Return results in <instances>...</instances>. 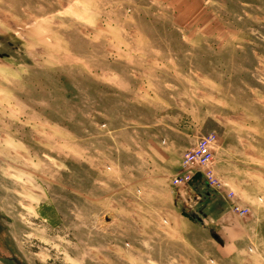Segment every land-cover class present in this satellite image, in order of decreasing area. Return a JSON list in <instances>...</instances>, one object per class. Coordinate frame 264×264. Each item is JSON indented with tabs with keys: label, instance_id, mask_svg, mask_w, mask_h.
<instances>
[{
	"label": "rangeland",
	"instance_id": "374dc122",
	"mask_svg": "<svg viewBox=\"0 0 264 264\" xmlns=\"http://www.w3.org/2000/svg\"><path fill=\"white\" fill-rule=\"evenodd\" d=\"M0 264H264V0H0Z\"/></svg>",
	"mask_w": 264,
	"mask_h": 264
},
{
	"label": "built area",
	"instance_id": "2783aa9c",
	"mask_svg": "<svg viewBox=\"0 0 264 264\" xmlns=\"http://www.w3.org/2000/svg\"><path fill=\"white\" fill-rule=\"evenodd\" d=\"M218 145L215 134L202 137L193 149L184 154L180 172L173 178L174 188H184L193 183L197 178L203 180L207 186L217 188L219 182L214 173V151ZM230 198V197H228ZM234 211L240 217H246L248 210L234 206Z\"/></svg>",
	"mask_w": 264,
	"mask_h": 264
},
{
	"label": "water",
	"instance_id": "95a60500",
	"mask_svg": "<svg viewBox=\"0 0 264 264\" xmlns=\"http://www.w3.org/2000/svg\"><path fill=\"white\" fill-rule=\"evenodd\" d=\"M215 239L218 241V243H220L221 245H223V243L219 240L218 237H215Z\"/></svg>",
	"mask_w": 264,
	"mask_h": 264
},
{
	"label": "crops",
	"instance_id": "0c3cea01",
	"mask_svg": "<svg viewBox=\"0 0 264 264\" xmlns=\"http://www.w3.org/2000/svg\"><path fill=\"white\" fill-rule=\"evenodd\" d=\"M199 180H200V179H196L197 182H198ZM196 181H195V182H196Z\"/></svg>",
	"mask_w": 264,
	"mask_h": 264
}]
</instances>
